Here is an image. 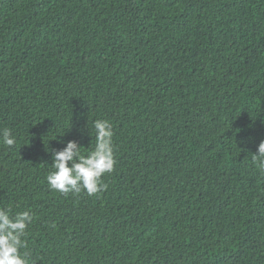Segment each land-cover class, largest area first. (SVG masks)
Here are the masks:
<instances>
[{
	"label": "trees",
	"instance_id": "16d2710c",
	"mask_svg": "<svg viewBox=\"0 0 264 264\" xmlns=\"http://www.w3.org/2000/svg\"><path fill=\"white\" fill-rule=\"evenodd\" d=\"M96 119L101 190L51 189ZM262 140L264 0H0V210L32 215L27 264H264Z\"/></svg>",
	"mask_w": 264,
	"mask_h": 264
},
{
	"label": "clouds",
	"instance_id": "9594fccd",
	"mask_svg": "<svg viewBox=\"0 0 264 264\" xmlns=\"http://www.w3.org/2000/svg\"><path fill=\"white\" fill-rule=\"evenodd\" d=\"M95 129V147L87 155L81 152V146L75 140H69L66 147L53 152L52 168L47 176L49 187L61 193H80L94 195L101 190L99 183L103 174L111 172L115 165L114 132L108 120L93 121ZM16 138L7 129L3 131V144L12 147ZM253 160L264 171V140L254 153ZM28 211L10 216L8 210H0V264H27V256L21 255L24 236L32 222Z\"/></svg>",
	"mask_w": 264,
	"mask_h": 264
}]
</instances>
